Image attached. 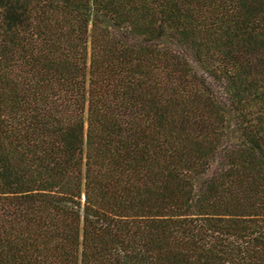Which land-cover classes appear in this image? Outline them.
<instances>
[{"label":"trees","instance_id":"trees-1","mask_svg":"<svg viewBox=\"0 0 264 264\" xmlns=\"http://www.w3.org/2000/svg\"><path fill=\"white\" fill-rule=\"evenodd\" d=\"M0 264H264V0H0Z\"/></svg>","mask_w":264,"mask_h":264}]
</instances>
